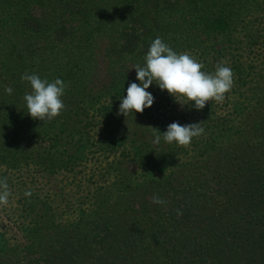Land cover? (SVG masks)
<instances>
[{
  "label": "trees",
  "instance_id": "1",
  "mask_svg": "<svg viewBox=\"0 0 264 264\" xmlns=\"http://www.w3.org/2000/svg\"><path fill=\"white\" fill-rule=\"evenodd\" d=\"M157 37L207 73L232 69L222 114L214 101L182 108L154 83L152 107L118 122ZM25 73L64 81L60 116L27 114ZM173 122L204 132L169 144ZM92 149L108 162L99 178L85 175ZM22 166L74 189H53L61 209L22 199L24 240L0 232V264H264V0H0V169Z\"/></svg>",
  "mask_w": 264,
  "mask_h": 264
},
{
  "label": "clouds",
  "instance_id": "2",
  "mask_svg": "<svg viewBox=\"0 0 264 264\" xmlns=\"http://www.w3.org/2000/svg\"><path fill=\"white\" fill-rule=\"evenodd\" d=\"M204 65L190 53H177L162 38L157 37L150 44L144 57V65L137 64L136 79L139 84L133 82L127 87V94L119 105V115L127 117L131 113H143L146 108H151L154 103L153 95L148 91L151 85H155L161 91L174 97L181 107L193 105L197 111L203 110L210 101L217 103L225 99L234 86V73L229 66L220 63L214 73L203 71ZM22 80L30 84L31 92L24 95L27 114L39 121H51L61 115L65 110L62 97L65 94L66 85L62 79L49 82L41 79L37 74L25 73ZM13 89L6 87L5 92L11 94ZM182 98V99H178ZM203 123V122H202ZM202 123L181 125L173 122L167 126L162 134L166 143H176L181 147H188L193 138L203 134ZM155 139L153 143L159 144L161 133L154 129ZM31 192H25V196H31ZM11 192L6 178L0 179V205H7ZM154 204H164L161 198L154 196Z\"/></svg>",
  "mask_w": 264,
  "mask_h": 264
},
{
  "label": "rangeland",
  "instance_id": "3",
  "mask_svg": "<svg viewBox=\"0 0 264 264\" xmlns=\"http://www.w3.org/2000/svg\"><path fill=\"white\" fill-rule=\"evenodd\" d=\"M99 63V62H98ZM103 66L100 68L99 71H95L94 74V91L97 90V86H100L99 82H103L105 80V76L103 75L105 69H102ZM226 98V97H225ZM225 99L217 103L214 101L215 106H216V111L218 114H222L226 108L224 105ZM132 119H135L132 114H129L127 117L119 115L118 122L120 124L124 125H131L133 124ZM136 120V119H135ZM120 125L117 123L114 125V129H120ZM95 153V154H93ZM101 157H103L99 152L95 149H92L91 154H88L87 157V162L88 165L85 167V175L87 174H94L96 178H99L100 175L103 173V168L106 166L108 162H102L101 164L95 165L96 163H93L94 161L97 162L98 159L100 160ZM94 164V165H93ZM1 168V167H0ZM22 170L20 171H9L3 172L4 169H0V176H4L7 179V183L9 185V190L11 192V196L9 197V203L7 205H0V232L4 233L6 235V239L8 240V245L10 246H16L17 244L21 243L24 240V236L22 233V230L27 226L28 219L26 218L27 215H25L26 212L22 211V199L25 198L27 199H34V196H39L41 199L44 198V196H48V198L51 200V205L53 207L61 209L59 206V203L52 201V197L54 195V192L57 190L55 187L58 185H65L67 186L64 188L65 193L71 192L74 189V186L69 182L66 181V178L64 175H58L56 178L50 177L46 179L43 174H36L30 168H27L26 166L21 167ZM113 175H107L106 180L111 182V178ZM60 181V182H59ZM99 181V180H97ZM105 181L103 184L105 185ZM50 187L53 194L47 193L48 190L50 191ZM30 191L32 194L31 196H25V192ZM48 194V195H47ZM40 199V200H41ZM42 201V200H41ZM40 205V204H38ZM73 206V205H72ZM41 205L39 206L38 209H40ZM57 211V210H56ZM23 212V213H22ZM70 215V214H68ZM66 218V216H64Z\"/></svg>",
  "mask_w": 264,
  "mask_h": 264
}]
</instances>
